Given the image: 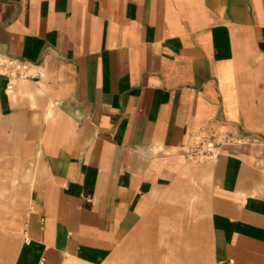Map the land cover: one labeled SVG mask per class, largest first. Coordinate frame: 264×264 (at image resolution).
Returning <instances> with one entry per match:
<instances>
[{
    "label": "crops",
    "instance_id": "0c3cea01",
    "mask_svg": "<svg viewBox=\"0 0 264 264\" xmlns=\"http://www.w3.org/2000/svg\"><path fill=\"white\" fill-rule=\"evenodd\" d=\"M0 55V264H264V0H0Z\"/></svg>",
    "mask_w": 264,
    "mask_h": 264
},
{
    "label": "built area",
    "instance_id": "2783aa9c",
    "mask_svg": "<svg viewBox=\"0 0 264 264\" xmlns=\"http://www.w3.org/2000/svg\"><path fill=\"white\" fill-rule=\"evenodd\" d=\"M32 64L24 59L0 55V76L8 79L6 89L12 91L21 79L31 76ZM252 136L235 127L213 124L193 133L185 144L182 155L194 164H215L227 147L250 143Z\"/></svg>",
    "mask_w": 264,
    "mask_h": 264
}]
</instances>
